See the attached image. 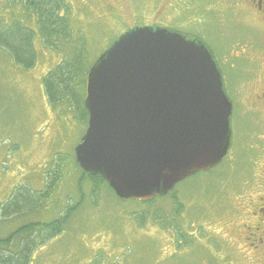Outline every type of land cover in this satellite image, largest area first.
<instances>
[{"label": "rangeland", "instance_id": "rangeland-1", "mask_svg": "<svg viewBox=\"0 0 264 264\" xmlns=\"http://www.w3.org/2000/svg\"><path fill=\"white\" fill-rule=\"evenodd\" d=\"M239 1L69 0L73 32L81 31L86 39L88 62L130 28L156 25L191 33L198 28L199 13L220 10L232 35L224 42L212 37L207 41L210 47L206 46L224 71L230 63L240 62L246 65L244 71L252 69V79L243 91L242 82L236 83L242 91L238 102L231 94L236 109L232 119H245L246 133L240 137L234 129L228 155L219 166L200 174L194 182L187 180L175 187L178 204L184 205L174 216L172 228L168 222L163 226L158 221L165 213H175L170 198L159 199L145 211L149 207L117 200L103 187L96 202L91 200V187L84 178L80 180L74 165V149L86 122L76 119L64 105L50 108L42 88L41 79L63 55L46 49L36 37V61L25 69L0 49V209L18 191L42 192L47 173L59 171V181L47 199L33 197L26 206L17 200L8 205V213L19 205V215L8 217L0 210V239L29 223H49L68 212L63 231L38 244L30 264L264 263V212L259 213L261 217L252 214L264 210V148L256 142L264 138V114L247 111L254 104V90L264 84V31L255 25L258 22L246 11L244 0L240 5ZM22 15L19 5L0 0V21L10 23ZM250 119L254 123L247 125ZM212 183L221 186L217 193L197 198ZM24 237L14 238L11 251H18Z\"/></svg>", "mask_w": 264, "mask_h": 264}, {"label": "water", "instance_id": "water-1", "mask_svg": "<svg viewBox=\"0 0 264 264\" xmlns=\"http://www.w3.org/2000/svg\"><path fill=\"white\" fill-rule=\"evenodd\" d=\"M78 168L122 201L164 197L227 155L232 105L204 45L168 29L123 33L91 65Z\"/></svg>", "mask_w": 264, "mask_h": 264}, {"label": "trees", "instance_id": "trees-1", "mask_svg": "<svg viewBox=\"0 0 264 264\" xmlns=\"http://www.w3.org/2000/svg\"><path fill=\"white\" fill-rule=\"evenodd\" d=\"M8 1L12 5H19L23 15L22 19H13L10 23L4 22L3 20L0 21V49L5 51L16 65L25 69L31 68L36 61L38 55L35 49L36 37H39L41 42L39 44H42L46 49L58 55L61 53L63 57L60 63L41 79L46 101L52 109L64 105L76 119H81L83 122H86L87 112L83 104L85 82L87 73L94 60L91 61L90 59L89 62L87 61L89 53L86 46V39L81 36V31L73 32L75 30L72 26L75 22L73 19L74 15L72 14L73 6L69 3V0ZM74 165L77 167L76 164ZM77 169L81 175L80 180L82 181L84 178L89 183L91 196L94 197L91 200L96 202L97 199L95 198L102 192L103 187H108L107 184L100 177L86 174L78 167ZM58 173V170L47 173L44 190L42 192L29 193L28 191H18L15 193L5 205L1 206V214L7 215L8 217H10L9 214L19 215L21 211L19 205L14 210H11V213L6 211L7 207L11 206L13 202L15 203L16 200L17 203L26 206L31 203V200L34 199L33 197L47 199L59 181ZM200 174L202 173L196 174L188 179V181H196ZM220 187H216V184L212 183L205 190L202 197L198 194L197 198L204 199L209 194L213 196ZM107 189L113 195L109 187ZM169 198L171 199V204H175V213H172V215L165 213L158 221L163 226L168 222L170 228H172L171 225H173L174 216H177L181 212L184 205L182 202L178 204L179 199L177 198L176 190H173L166 197L155 199L149 203H140V205L149 207L145 209L146 211L150 209L154 202L159 201V199ZM80 201H84L83 195ZM162 212L164 211L162 210ZM67 214L68 212L62 217V213L59 219L49 223H29L17 229L8 237L0 239V264H30L34 248L38 244L42 245L48 240L55 238L56 235H59L63 231L64 224L68 220ZM136 221L141 225L137 217ZM23 234L25 237L22 238L18 251H11L9 248L11 242L14 238H18Z\"/></svg>", "mask_w": 264, "mask_h": 264}, {"label": "flooded vegetation", "instance_id": "flooded-vegetation-1", "mask_svg": "<svg viewBox=\"0 0 264 264\" xmlns=\"http://www.w3.org/2000/svg\"><path fill=\"white\" fill-rule=\"evenodd\" d=\"M166 1L167 0H163V2H166ZM240 3H241V0L239 1V5ZM244 4H245L246 11L252 14L254 19L258 22L255 25L262 26L263 31H264V0H244ZM221 6H224V5H221ZM196 18L198 19V28L194 32H191V33L180 32V33L188 37L194 38L196 40H199L204 45L207 44V46H209L207 41H210L209 39H211L212 37L217 38L219 42H224L226 36L232 35V32L228 28L229 25L225 23L226 17L224 13L220 10H209V11H206L204 14L199 13ZM200 22L204 23V27L200 26ZM176 32H179V31H176ZM207 49L209 50L210 54L213 57L212 50L209 49L208 47ZM233 58L237 59V56L235 55ZM216 65L221 74L224 93L226 94L228 100L230 101L232 105V115H233L236 109H235V103L233 102V98L231 94H235V97L237 98V102H238V99L240 98L239 94L242 93L244 85L246 84V82L252 79V73H250L252 69L248 71H244L243 67H245L246 65L244 66V64L241 62L238 65H234L233 63H230L229 66L228 65L226 66V71H224L219 64H216ZM259 69H261V66H259ZM235 78H237V80ZM256 78H258L257 75L255 76L254 80H256ZM262 79H264V74L262 76ZM240 82H242V85H241L242 91L240 87L239 89L236 87V83H240ZM249 91H250V86L248 88V93ZM251 97L253 99L254 104H250L249 109L251 110L250 111L247 110V111L250 114H256L260 112H262L261 114H264V84L260 88L255 89ZM232 115L230 118L231 121H229L231 137H233L234 129L238 132L240 137H242L243 134L246 133L245 119L234 121V119H232ZM236 117L244 118V117H241V115H237ZM250 122L254 123V119H250L249 122H247V125ZM256 142L260 148H264V138L259 139ZM256 150H260V149H256ZM252 167L254 168V165ZM261 183L264 184V178L262 179ZM260 212H264V210L261 209L260 211H257L252 214H257L258 216H260L259 215ZM259 241L260 242L263 241V238H259ZM250 247L256 248L255 245H251ZM254 248L252 250H255ZM260 264H264V263H260Z\"/></svg>", "mask_w": 264, "mask_h": 264}, {"label": "bare ground", "instance_id": "bare-ground-1", "mask_svg": "<svg viewBox=\"0 0 264 264\" xmlns=\"http://www.w3.org/2000/svg\"><path fill=\"white\" fill-rule=\"evenodd\" d=\"M14 242V241H13Z\"/></svg>", "mask_w": 264, "mask_h": 264}]
</instances>
